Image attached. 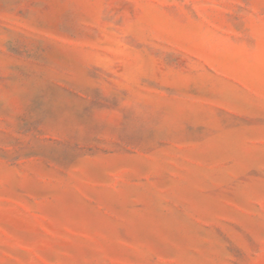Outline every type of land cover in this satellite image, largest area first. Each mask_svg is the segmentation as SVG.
<instances>
[{"label":"rangeland","instance_id":"374dc122","mask_svg":"<svg viewBox=\"0 0 264 264\" xmlns=\"http://www.w3.org/2000/svg\"><path fill=\"white\" fill-rule=\"evenodd\" d=\"M0 264H264V0H0Z\"/></svg>","mask_w":264,"mask_h":264}]
</instances>
